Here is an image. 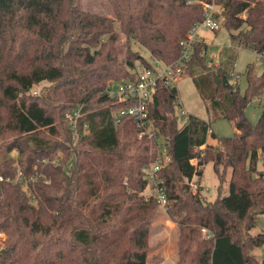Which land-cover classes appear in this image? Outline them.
<instances>
[{
    "label": "trees",
    "instance_id": "obj_1",
    "mask_svg": "<svg viewBox=\"0 0 264 264\" xmlns=\"http://www.w3.org/2000/svg\"><path fill=\"white\" fill-rule=\"evenodd\" d=\"M108 1L112 16L79 0H0V264L160 260L150 235L162 205L144 195L160 142L171 160L155 179L178 228L175 264H264L252 253L264 246V231L248 232L264 214V106L256 124L246 115L264 93V70L248 64L244 93L233 80L239 47L264 57V0H219L230 44L197 41L185 70L212 118L234 122L238 132L228 137L181 114L175 85L157 87L152 137L140 136L130 117L115 123L123 104L109 93L110 82L135 77L153 58L176 63L181 41L212 0ZM72 109L80 114L76 135L66 119ZM210 161L219 179L214 200L192 181Z\"/></svg>",
    "mask_w": 264,
    "mask_h": 264
},
{
    "label": "rangeland",
    "instance_id": "obj_2",
    "mask_svg": "<svg viewBox=\"0 0 264 264\" xmlns=\"http://www.w3.org/2000/svg\"><path fill=\"white\" fill-rule=\"evenodd\" d=\"M79 6L83 9H89L95 12H99L105 15L112 16V8L111 4L108 0H79ZM202 39L208 43H212L214 45L225 46L230 44V31L224 27L220 26L218 29H210L204 27L201 29ZM133 48L140 50L141 54L144 55L147 59H150L148 51L144 48H140L139 44L134 42ZM213 61H218V53H213L212 55ZM253 64V68L255 73L259 74L264 70V57L258 54L256 51L247 48V47H239L237 50V60L234 65L235 75L233 80L239 83L240 90L242 93L245 92L247 87V66L248 64ZM215 70V66L209 67L208 69L203 71L205 76L210 77L211 72ZM199 75V74H197ZM216 73L213 74L215 77ZM194 75L191 72L183 74L180 77V80L176 83L179 91V101L180 106L178 111L181 112L182 109L187 110L188 113L197 115L209 122H211L212 129L219 135L223 137L234 136L238 130L234 125L233 121H230L225 118H212V115L207 110V102L202 98L200 94V90L195 85ZM34 90V93L39 91ZM264 106V93L262 96H255L249 102L246 108V115L249 118L252 124H256L262 109ZM79 112L77 110L72 109L66 113L67 124L73 128L74 132L78 130V120ZM73 122V123H71ZM209 143H215V139L209 138ZM204 147V146H203ZM62 153L61 151L58 154ZM264 158H261L258 162V167L260 169L264 168ZM59 158H55L54 162H58ZM229 172V171H228ZM227 172L226 180L223 183L224 191L229 192L228 187V177L229 174ZM194 182L193 187L196 185L201 186L202 194L206 198V200H214L217 196V187L219 184V179L214 171L213 163L210 161L204 165V171L202 177L198 178L195 176L192 180ZM155 187L148 184L146 189L144 190V195L147 197L153 193ZM264 231V214L260 215L257 219L256 226L253 227L248 232L251 234H257L259 232ZM211 233L207 231V236ZM209 234V235H208ZM4 235L0 234V239H3ZM163 241V243H161ZM150 243L153 246V252H158L161 259H157L154 264H175L178 258V228L176 222L171 219L166 209L163 206L159 207V210L154 218L153 227L151 229L150 235ZM252 253L257 257H261L264 253V246L260 248L252 249ZM153 264V263H152Z\"/></svg>",
    "mask_w": 264,
    "mask_h": 264
},
{
    "label": "built area",
    "instance_id": "obj_3",
    "mask_svg": "<svg viewBox=\"0 0 264 264\" xmlns=\"http://www.w3.org/2000/svg\"><path fill=\"white\" fill-rule=\"evenodd\" d=\"M223 5L219 0H212L204 3V18L196 22L187 32L185 38L181 41V56L176 63H166L162 59L153 58L151 66L139 65L135 70V77L123 78L118 81L110 82L109 93L123 104L122 107L115 110V123L118 124L123 117H130L141 128L140 136L148 135L152 137L153 129L149 123V107L153 101L159 84L175 85L180 77L185 73L187 63L193 53L194 44L202 40L201 29L204 27L218 29L222 25ZM77 112H79L77 110ZM187 110L182 109L181 114L185 115ZM73 123V122H71ZM75 135L77 132H74ZM195 147V149H202ZM171 158L167 152L164 143L158 144L156 160L152 169L148 170L150 185L155 187L153 193L164 209L167 208V195L162 186H158L155 179V172L160 170L170 162ZM193 162L196 159H192ZM3 176L0 174V182ZM264 257V253L262 254Z\"/></svg>",
    "mask_w": 264,
    "mask_h": 264
},
{
    "label": "water",
    "instance_id": "obj_4",
    "mask_svg": "<svg viewBox=\"0 0 264 264\" xmlns=\"http://www.w3.org/2000/svg\"><path fill=\"white\" fill-rule=\"evenodd\" d=\"M216 82L219 83L220 79L218 75H215Z\"/></svg>",
    "mask_w": 264,
    "mask_h": 264
}]
</instances>
